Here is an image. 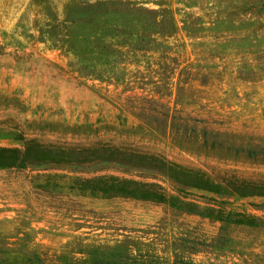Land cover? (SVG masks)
<instances>
[{"label":"rangeland","instance_id":"374dc122","mask_svg":"<svg viewBox=\"0 0 264 264\" xmlns=\"http://www.w3.org/2000/svg\"><path fill=\"white\" fill-rule=\"evenodd\" d=\"M193 130L264 139V0H0V148L36 151L0 167V264H264V198L223 184L264 164ZM112 179L167 202L94 188Z\"/></svg>","mask_w":264,"mask_h":264},{"label":"trees","instance_id":"16d2710c","mask_svg":"<svg viewBox=\"0 0 264 264\" xmlns=\"http://www.w3.org/2000/svg\"><path fill=\"white\" fill-rule=\"evenodd\" d=\"M85 14H89V13L85 12ZM90 26H91L90 23L86 24V21H84L83 28L92 30ZM93 35L94 33H87L81 35L83 38V42H85V44L87 45V51L84 56H87L88 54L90 59H92V54H93L91 51L92 47H91L90 39L93 38ZM161 126L163 130H169L172 142L180 148L183 146L182 145L183 139L181 140V138L186 136L184 139L186 140L187 137H190V135L188 136L186 135V133L190 134L188 132V129L186 128L181 130V125H178L175 122H173L172 117L171 120L168 121V123H166L165 120L164 121L162 120ZM192 134H193L192 135L193 137H191L192 140L190 138L187 141L193 144V146L194 145L196 146L195 151L212 153L213 155L221 158H230L234 160H244V161L264 164V139L239 137L233 134H226V133L214 134L213 132H209L206 130H202V131L193 130ZM24 153L25 154H21L20 151L17 149L0 148V167L20 165L25 162H30L32 158L34 159L32 153L36 154V151L30 148L27 149ZM122 157L127 162H132L131 164L135 163L140 167L139 154H131V155L122 154ZM158 168L162 169L160 167ZM180 183L183 184V181ZM184 184L194 188H199V189L203 188L206 191L211 190L209 189V187H200V185L198 184L196 185H192L190 183H184ZM223 184L227 191L241 198H254V197L264 198V182H255V181L243 180L232 177L229 179H224ZM149 187H154V186L137 184L135 182H130V181L121 182L112 179L111 183L109 181L102 180L97 185H95L94 188L100 190L102 193L107 195L117 194L121 196L138 198L142 200L155 201L158 203L167 202L163 194L159 193L157 190L151 191L149 190ZM190 206H194V205L187 204L185 207H188L189 209ZM211 212L214 211L211 210ZM216 218L222 223H224L225 227L229 225L227 223H230L231 225L245 224L241 221L226 220L222 218L220 214L219 216H216ZM258 226H264V223L262 222L260 225H256V227ZM223 242L224 239H222L221 241V246H223ZM98 264H102V262H99Z\"/></svg>","mask_w":264,"mask_h":264}]
</instances>
